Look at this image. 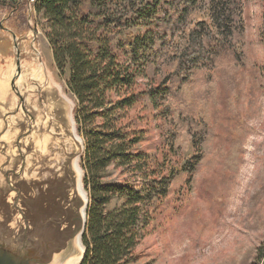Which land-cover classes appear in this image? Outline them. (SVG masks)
I'll use <instances>...</instances> for the list:
<instances>
[{
  "label": "rangeland",
  "instance_id": "374dc122",
  "mask_svg": "<svg viewBox=\"0 0 264 264\" xmlns=\"http://www.w3.org/2000/svg\"><path fill=\"white\" fill-rule=\"evenodd\" d=\"M166 1L173 9L183 2ZM29 6L31 16L23 7L0 5V31L4 33L0 38L6 39L0 44L6 55L0 62V184L7 162L2 157L6 152L3 143L14 149L15 145L23 147L16 140L25 142L31 131H37L28 124L35 121V115L15 85L23 71L20 64L27 59L25 51L32 57L35 51L40 54L49 77L36 60L28 63L39 66L45 80L61 93L58 97L54 89L51 101L60 102L66 115L56 116L57 112L51 111L55 123L65 126L71 117L75 134L83 143L74 120L76 102L67 89L66 77H60L54 67L42 15L34 12V4ZM168 15L162 12L161 20ZM237 20L239 32L229 43L217 45L220 38L210 40L216 54L201 68L180 67L192 50L189 36L197 24H204L216 35L209 0H194L173 35L161 39L154 66L140 80L142 89L159 87L167 95L158 97L155 110L145 107L147 102L136 108L139 125L147 130L146 142L139 149L155 154L173 177L165 184L161 207L131 264H264V258L257 261V250L264 246L263 2L242 0ZM150 38L153 33L148 34ZM143 43L146 50L148 41ZM36 95L45 106L47 99L40 90ZM80 143L75 144L77 151ZM23 149L24 155L31 151L29 146ZM15 159L19 160L18 156ZM100 181L104 186H141L116 166L109 167ZM82 189L89 200L83 181ZM117 205L114 200L107 211Z\"/></svg>",
  "mask_w": 264,
  "mask_h": 264
},
{
  "label": "trees",
  "instance_id": "16d2710c",
  "mask_svg": "<svg viewBox=\"0 0 264 264\" xmlns=\"http://www.w3.org/2000/svg\"><path fill=\"white\" fill-rule=\"evenodd\" d=\"M193 1L183 0L174 9L166 0L34 3V12L42 15L54 67L60 77H66L67 89L75 99L74 120L84 145L80 161L89 200L81 238L84 255L79 264H131L161 207L165 184L173 175L164 170L155 154L140 151L147 130L139 125L136 108L147 102L145 107L157 109L158 97L167 92L159 87L142 89L140 80L154 66L161 39L173 35ZM241 1L209 0L216 35L197 24L189 36L192 50L180 67L185 64L195 70L215 56L209 46L212 38H220L217 45L230 42L239 32ZM162 12L170 15L161 20ZM151 33L154 38L147 39ZM146 40L145 50L142 44ZM111 166L141 186H104L101 176ZM114 200L118 205L107 211ZM263 256L264 246L257 250V261Z\"/></svg>",
  "mask_w": 264,
  "mask_h": 264
},
{
  "label": "water",
  "instance_id": "95a60500",
  "mask_svg": "<svg viewBox=\"0 0 264 264\" xmlns=\"http://www.w3.org/2000/svg\"><path fill=\"white\" fill-rule=\"evenodd\" d=\"M18 139L16 143L31 147V151L24 155L22 146L15 145L17 149H14L3 143L6 152L2 157L8 166L2 167L6 172L0 184V264H62L77 254L74 240L78 234L82 260L81 238L86 227L88 199L85 194L83 203L78 196L70 167L76 154L65 155L66 161L59 170L45 167L38 163L40 153L33 149L30 140L26 143V139L25 142ZM76 148L82 156L83 143ZM15 156L23 161L16 160ZM27 158L29 163H36L29 165ZM16 162L21 165L14 168Z\"/></svg>",
  "mask_w": 264,
  "mask_h": 264
},
{
  "label": "bare ground",
  "instance_id": "6f19581e",
  "mask_svg": "<svg viewBox=\"0 0 264 264\" xmlns=\"http://www.w3.org/2000/svg\"><path fill=\"white\" fill-rule=\"evenodd\" d=\"M35 1L36 0H30L29 4H34ZM31 12L32 9L29 6V13ZM24 54H26L27 59L23 60L20 64L23 71L22 74L16 79L15 85L16 88H18L19 93L21 92L25 96V98H23L25 99L24 104L28 106L31 114L35 115V121H32L31 123L33 124V127L37 129V131L31 134L30 139H26V143L30 140L31 144H33L34 146L33 149L40 153V158H38L39 164L45 167H54L58 170L63 167V164L66 161L65 155H67L68 153L76 154V157L70 163V167L75 176L78 196L81 198L83 203H85L86 197L82 189L81 169L79 167V159L81 158L80 149L79 151L74 149L75 144L82 141L75 134L74 124L71 117H69L71 121L70 124H64L65 126H58V124L55 123L56 119L50 114L51 111H54L57 112L56 116L59 115V113H63L65 116L66 112L59 105L60 102L59 104L57 103V105L52 104L51 98L54 96V89L56 93H58V97H60L61 94L57 87H55L56 85L54 86L53 83L47 82L45 80V78L42 76L39 66H36L35 64V66L30 65L28 63L31 60H36L45 70L44 65H42L40 61V54L36 53V51L33 54L35 55V57H32V54L28 51H25ZM45 74L48 76L46 70ZM38 90H40L42 96L47 99L45 101V106L40 102L39 97L36 95V91ZM28 124L30 126V122H28ZM39 131H43V133L40 134ZM66 132L68 136H65ZM27 159V163H29L30 159ZM35 163L36 162L33 161V164ZM31 164L32 163H29V165ZM80 216L81 218L84 217V207H82L80 210ZM78 235L74 240L77 254L70 257L66 262L62 264H79L81 262L82 248L79 243Z\"/></svg>",
  "mask_w": 264,
  "mask_h": 264
},
{
  "label": "built area",
  "instance_id": "2783aa9c",
  "mask_svg": "<svg viewBox=\"0 0 264 264\" xmlns=\"http://www.w3.org/2000/svg\"><path fill=\"white\" fill-rule=\"evenodd\" d=\"M29 1L30 0H0V5L4 7H23L27 15L31 16L32 14L29 13Z\"/></svg>",
  "mask_w": 264,
  "mask_h": 264
},
{
  "label": "crops",
  "instance_id": "0c3cea01",
  "mask_svg": "<svg viewBox=\"0 0 264 264\" xmlns=\"http://www.w3.org/2000/svg\"><path fill=\"white\" fill-rule=\"evenodd\" d=\"M0 34H2L1 36L3 37L4 33H3L2 31H0ZM5 34H6V33H5ZM4 40H6V39H3V38L1 39V38H0V44L3 43ZM2 60H6V55L1 51V47H0V62H1Z\"/></svg>",
  "mask_w": 264,
  "mask_h": 264
}]
</instances>
